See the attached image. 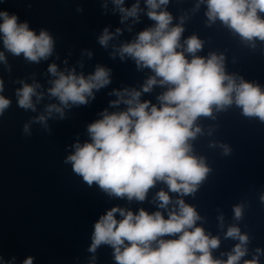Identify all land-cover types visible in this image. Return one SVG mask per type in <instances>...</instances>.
<instances>
[{"label": "water", "instance_id": "1", "mask_svg": "<svg viewBox=\"0 0 264 264\" xmlns=\"http://www.w3.org/2000/svg\"><path fill=\"white\" fill-rule=\"evenodd\" d=\"M133 5L138 6L136 16L120 11ZM0 11L17 15L18 23L27 22L37 35L47 31L54 41L52 54L35 63L8 52L0 33V52L5 56L0 61V96L10 101L0 115V264H23L29 257L33 264H117L111 245L89 250L99 219L112 208L133 214L141 209L149 214L159 211L167 219L170 212L179 211L180 200L200 217L194 227L219 240L210 249L214 260L227 261L240 243L226 236L235 226L248 237L239 264L253 259L264 264V121L246 116L235 102L222 108L212 106L211 115H202L193 124L192 130L200 131L188 140L190 155L202 159L209 171L192 193L173 192L165 181L157 180L143 201L116 196L95 182L89 185L67 161L76 144L91 142L88 126L102 119V113L127 110L123 101L112 103L120 99L116 92L128 99V93L135 90L140 92V102H149V108L161 106L159 97L170 85L158 82L143 91L154 71L119 54L123 44L155 26L146 0H123L120 6L114 0H0ZM155 11L171 15L169 28L183 29L177 51L189 61L193 56L223 57L226 75L237 84L248 82L264 91V41L244 40L221 20H209L207 0H168ZM258 14L264 18V13ZM105 29L112 34L106 47L99 43ZM192 36L202 43L194 54L186 51V41ZM51 64L65 74L74 71L85 77L101 66L110 70V83L94 89L86 104L65 107L48 93L57 78L48 72ZM24 84L39 85L36 91L41 99L32 97L35 111L18 105L16 93ZM50 104L60 106L63 116L55 111L49 115ZM41 115L45 122L37 119ZM161 191L169 196L166 207H160ZM236 206L242 207L240 219L235 217ZM115 218L123 219L119 212Z\"/></svg>", "mask_w": 264, "mask_h": 264}, {"label": "clouds", "instance_id": "2", "mask_svg": "<svg viewBox=\"0 0 264 264\" xmlns=\"http://www.w3.org/2000/svg\"><path fill=\"white\" fill-rule=\"evenodd\" d=\"M167 2L146 0L150 9L148 16L156 22L155 26L141 31L134 42L119 48L121 58L128 55L138 66L154 71L155 76L147 80L143 91H150L158 82L170 85L159 97L161 106L149 108V102H140V92L135 90L128 93V99H124V93L116 92L120 99L112 103L123 101L129 106L127 110L102 113V119L88 126L91 142L76 144L74 154L67 157L73 170L89 185L95 182L110 194L127 195L129 199L134 197L140 201L157 180L165 181L173 192L188 194L195 191L209 169L202 159L190 155L188 140L200 131L199 128L192 130L196 119L211 115L212 106L222 108L235 102L246 116H256L264 121V91L248 82L237 84L233 77L226 75L223 57L215 54L207 59L193 56L189 61L177 51L183 29L179 26L169 28L171 15L155 11ZM114 3L120 6L123 0H114ZM137 7H120V11L126 16H136ZM207 7L209 20H221L244 40L258 38L264 41V18L258 14L264 13V0H207ZM0 20L3 46L11 54H22L35 63L52 54L54 41L47 31L42 30L37 35L27 22L18 23L17 15H9L7 11H0ZM110 39L112 34L105 29L99 43L106 47ZM186 44V51L193 54L202 47L195 36ZM4 60V53L0 52V61ZM48 72L57 77L51 81L48 93L65 107L86 104L94 89L99 90L110 83V70L101 66L87 77L74 71L60 72L55 64L49 65ZM38 87V84H24L17 90L19 107L35 111L32 97L39 100L42 95L36 91ZM2 90L3 82L0 81ZM9 104L8 99L0 96V115ZM46 111L49 115L55 111L63 116L62 108L57 104L48 105ZM37 119L40 122L46 120L44 115ZM158 199L160 207L169 203V196L163 191L158 193ZM177 203L179 211L170 212L167 219L159 211L149 214L141 209L138 214H133L112 208L95 224L89 250L94 252L101 244H109L115 249L117 264H239L246 254L244 245L248 237L242 235L238 227H230L226 233L227 237L240 241L227 261L214 260L210 249H215L219 240L210 239L202 228L194 227L200 217L193 207L183 200ZM117 212L123 219L115 218ZM234 213L236 219H240L242 207L236 206ZM176 234H179L177 239H162ZM23 264H33V259L29 257ZM246 264L258 262L253 259Z\"/></svg>", "mask_w": 264, "mask_h": 264}]
</instances>
